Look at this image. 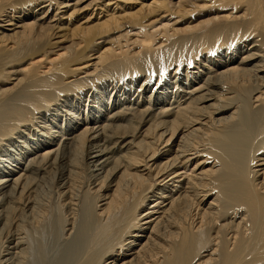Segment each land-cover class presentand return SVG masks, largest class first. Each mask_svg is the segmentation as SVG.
Instances as JSON below:
<instances>
[{"label":"bare ground","instance_id":"6f19581e","mask_svg":"<svg viewBox=\"0 0 264 264\" xmlns=\"http://www.w3.org/2000/svg\"><path fill=\"white\" fill-rule=\"evenodd\" d=\"M0 264H264V0H0Z\"/></svg>","mask_w":264,"mask_h":264}]
</instances>
